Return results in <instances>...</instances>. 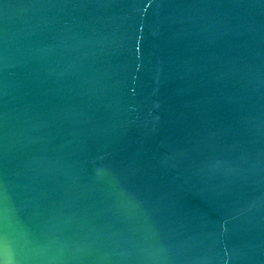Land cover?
I'll return each instance as SVG.
<instances>
[{"label": "water", "instance_id": "1", "mask_svg": "<svg viewBox=\"0 0 264 264\" xmlns=\"http://www.w3.org/2000/svg\"><path fill=\"white\" fill-rule=\"evenodd\" d=\"M0 264H264V0H0Z\"/></svg>", "mask_w": 264, "mask_h": 264}]
</instances>
